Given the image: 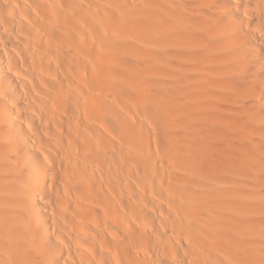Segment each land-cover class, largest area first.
Instances as JSON below:
<instances>
[{
  "label": "bare ground",
  "instance_id": "6f19581e",
  "mask_svg": "<svg viewBox=\"0 0 264 264\" xmlns=\"http://www.w3.org/2000/svg\"><path fill=\"white\" fill-rule=\"evenodd\" d=\"M0 264H264V0H0Z\"/></svg>",
  "mask_w": 264,
  "mask_h": 264
}]
</instances>
